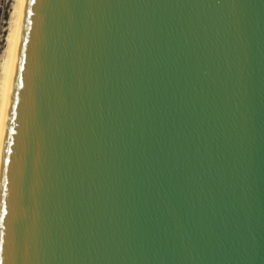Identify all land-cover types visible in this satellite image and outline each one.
<instances>
[{"label":"water","instance_id":"95a60500","mask_svg":"<svg viewBox=\"0 0 264 264\" xmlns=\"http://www.w3.org/2000/svg\"><path fill=\"white\" fill-rule=\"evenodd\" d=\"M0 264H264V0H24Z\"/></svg>","mask_w":264,"mask_h":264},{"label":"bare ground","instance_id":"6f19581e","mask_svg":"<svg viewBox=\"0 0 264 264\" xmlns=\"http://www.w3.org/2000/svg\"><path fill=\"white\" fill-rule=\"evenodd\" d=\"M23 6L24 0L12 2L4 53L0 61V148Z\"/></svg>","mask_w":264,"mask_h":264},{"label":"built area","instance_id":"2783aa9c","mask_svg":"<svg viewBox=\"0 0 264 264\" xmlns=\"http://www.w3.org/2000/svg\"><path fill=\"white\" fill-rule=\"evenodd\" d=\"M11 5V0H0V45L4 38L6 13Z\"/></svg>","mask_w":264,"mask_h":264},{"label":"rangeland","instance_id":"374dc122","mask_svg":"<svg viewBox=\"0 0 264 264\" xmlns=\"http://www.w3.org/2000/svg\"><path fill=\"white\" fill-rule=\"evenodd\" d=\"M12 2H13V0H11V5H10V7H9V10L7 11V13H6V21H5V30H4V38H3V40H2V42H1V45H0V61H1V59H2V57L1 56H3V54L2 53H4L3 51H4V47H5V42H6V35H7V32H8V28H7V26H8V20H9V16H10V12H11V8H12ZM2 54V55H1Z\"/></svg>","mask_w":264,"mask_h":264}]
</instances>
